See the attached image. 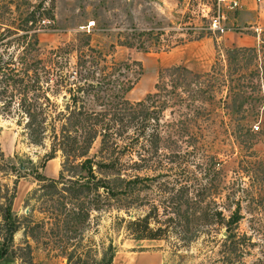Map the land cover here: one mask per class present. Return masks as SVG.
Segmentation results:
<instances>
[{
	"label": "trees",
	"instance_id": "obj_1",
	"mask_svg": "<svg viewBox=\"0 0 264 264\" xmlns=\"http://www.w3.org/2000/svg\"><path fill=\"white\" fill-rule=\"evenodd\" d=\"M10 1L14 7L5 4V8L11 18L0 21V39L10 35L0 50V112L15 118L28 144L43 147L47 142L40 165L57 151L62 156L56 177L35 171L39 183L33 189L44 211L34 223L43 229L51 220L47 232L60 251L64 253V243L75 236L76 224L88 225L93 210L115 208L126 214L117 218L127 237L172 238L176 247L205 234L217 243L221 264H264V231L258 242L238 229L244 197L249 196L264 212V177L258 167L244 165L246 180L238 174L224 179L220 161L205 154L200 171L207 180L201 186L185 170L187 158L197 151L198 121L208 119L205 105L213 100L218 85L223 89L220 103L231 118L254 111V99L246 96L264 80V60H254L248 78L238 72V61L256 59L257 48L227 49L225 73L213 64L204 72L181 63L163 67L153 91L129 101L124 94L133 81L124 71L130 62L107 63L105 53L89 43L86 31H77L73 40L39 55L35 27L37 22L53 19L50 7L38 0L41 9L19 10V0H6ZM147 32L124 31L118 36L128 34L129 38L119 39L118 44L144 49L142 41L135 44L132 39ZM262 41L259 37L258 44ZM8 45L12 51L5 49ZM193 126L198 130L192 131ZM231 132L243 140L252 136L246 127ZM95 139L97 146L90 152ZM152 184L160 194L156 200L149 198ZM14 188L15 180L11 187H0V258L18 229L11 212ZM130 208L138 211L130 215ZM221 230L225 234L217 238ZM256 244L258 253L247 260ZM113 248L109 242L98 258L87 250L81 262V256H76V264H112ZM72 254L65 256L70 259Z\"/></svg>",
	"mask_w": 264,
	"mask_h": 264
},
{
	"label": "rangeland",
	"instance_id": "obj_2",
	"mask_svg": "<svg viewBox=\"0 0 264 264\" xmlns=\"http://www.w3.org/2000/svg\"><path fill=\"white\" fill-rule=\"evenodd\" d=\"M37 2L38 0H19L18 9L50 7L53 19L37 22L35 27L39 55H43L50 47L73 40L77 31H86L89 43L105 53L107 63L110 60L130 62L129 70L124 71L133 81L124 94L129 101L139 100L147 92L153 91L160 69L166 66L181 63L193 71L204 72L213 64L216 68L221 67V73H225L224 58L228 53L227 49L255 46L258 55L256 59L249 62L246 59L245 62L239 58L238 61L241 65L238 72H244L248 78L254 68V60H264V8L254 9V0H240L237 8H228L223 4L219 12L214 0H44L39 7ZM5 4L14 7L11 1L0 0V21H6L5 16L11 18ZM220 13L222 18H219V24L222 29H210L208 25L211 18ZM250 26L259 27L254 29ZM131 29L136 32L149 30L132 39L135 44L142 41L144 49L118 44L119 39L129 38L128 34L121 37L118 35ZM31 31L32 29L29 33ZM245 34L253 35L252 43L244 44ZM7 37L0 39V50L6 47L3 42ZM259 37L263 39L261 45L258 44ZM12 47L8 45L5 49L12 51ZM36 52L31 51L32 54ZM249 55L250 52H246L245 56ZM133 60L139 61L140 65ZM222 94L223 89L218 85L213 100L205 105L209 111L208 119L198 121L200 127L195 141L197 151L185 163V170L190 172V180L196 186L203 185L207 180L200 171L204 167L205 154L213 155L220 161L224 179L238 174L246 180L244 165L248 163L252 168L258 167L264 177V80L246 96L247 100L254 99V111L242 116L231 118L226 114L220 103ZM254 125L258 128L255 129ZM237 127H246L252 133L251 138L243 140L234 136L231 129ZM20 130L13 116L0 112V187H11L15 180L11 212L18 221V229L13 233L5 255L0 258V264H76V256H81V262L86 258L87 250L98 258L109 242L114 247L113 255L149 251L158 257V264H221L216 251L217 243L208 240L205 234L198 235L187 245L176 247L172 245V238L136 240L127 237L117 218L126 214L115 208L93 210L86 227L76 224L75 236L69 243H64L62 253L51 232H47L52 227L51 220L47 219L43 229L34 223L44 215V211H40L39 199H36L38 192L33 191L39 183L34 176L35 171L48 178L56 177L62 156L57 151L55 156L40 165L47 142L43 147L28 144ZM195 130L198 129L193 126L192 131ZM96 146L97 139L93 141L90 152ZM258 162L261 163L256 165ZM148 193L150 200H156L160 195L154 184L150 186ZM249 194H253L251 187ZM134 211L137 212L138 209L130 208V215ZM240 211L242 217L238 223L239 231L259 242L263 237L261 232L264 231V212L261 208H256L249 196L241 200ZM223 231L219 232L217 238L224 236ZM60 233L61 238L66 241L62 229ZM26 242L30 248H27ZM257 245L251 247V255L247 260L258 253ZM69 251L73 254L67 259L65 254Z\"/></svg>",
	"mask_w": 264,
	"mask_h": 264
},
{
	"label": "crops",
	"instance_id": "obj_3",
	"mask_svg": "<svg viewBox=\"0 0 264 264\" xmlns=\"http://www.w3.org/2000/svg\"><path fill=\"white\" fill-rule=\"evenodd\" d=\"M240 2V0H239ZM264 8V0L262 2H256L254 0V9L257 7ZM253 35L245 34V38L243 39L244 44H250L253 41ZM121 261H126V263L121 264H158V257L154 254V252H128L122 254H114L112 258V264H120Z\"/></svg>",
	"mask_w": 264,
	"mask_h": 264
},
{
	"label": "built area",
	"instance_id": "obj_4",
	"mask_svg": "<svg viewBox=\"0 0 264 264\" xmlns=\"http://www.w3.org/2000/svg\"><path fill=\"white\" fill-rule=\"evenodd\" d=\"M215 1V6L217 9V12H219V8L224 4L226 5L228 8H237L238 6H240V2L239 0H214ZM257 3L258 2H262L263 0H255ZM220 15V16H219ZM219 16V17H218ZM219 18H222L221 13L220 14H216L214 17L211 18V22L208 25V27L210 29L213 28H218V29H222V27L219 24ZM253 27V26H250ZM259 26H255L253 27L254 29H258ZM254 128H257V125H254Z\"/></svg>",
	"mask_w": 264,
	"mask_h": 264
},
{
	"label": "water",
	"instance_id": "obj_5",
	"mask_svg": "<svg viewBox=\"0 0 264 264\" xmlns=\"http://www.w3.org/2000/svg\"><path fill=\"white\" fill-rule=\"evenodd\" d=\"M223 233H224V231H223Z\"/></svg>",
	"mask_w": 264,
	"mask_h": 264
}]
</instances>
